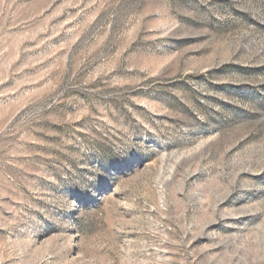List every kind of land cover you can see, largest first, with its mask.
Segmentation results:
<instances>
[{
    "label": "rangeland",
    "instance_id": "obj_1",
    "mask_svg": "<svg viewBox=\"0 0 264 264\" xmlns=\"http://www.w3.org/2000/svg\"><path fill=\"white\" fill-rule=\"evenodd\" d=\"M0 264H264V0H0Z\"/></svg>",
    "mask_w": 264,
    "mask_h": 264
}]
</instances>
